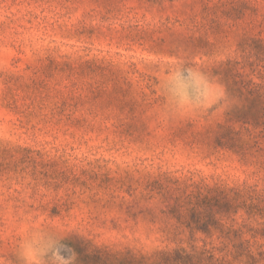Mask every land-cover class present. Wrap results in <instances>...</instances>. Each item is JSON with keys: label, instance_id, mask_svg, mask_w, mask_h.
Instances as JSON below:
<instances>
[{"label": "rangeland", "instance_id": "1", "mask_svg": "<svg viewBox=\"0 0 264 264\" xmlns=\"http://www.w3.org/2000/svg\"><path fill=\"white\" fill-rule=\"evenodd\" d=\"M177 63L229 107L162 118ZM29 224L78 264H264V0H0V264Z\"/></svg>", "mask_w": 264, "mask_h": 264}, {"label": "clouds", "instance_id": "2", "mask_svg": "<svg viewBox=\"0 0 264 264\" xmlns=\"http://www.w3.org/2000/svg\"><path fill=\"white\" fill-rule=\"evenodd\" d=\"M164 119L218 114L231 100L224 86L198 66H169L158 81ZM69 234L52 225L29 224L16 241L13 259L5 264H78L75 250L65 243Z\"/></svg>", "mask_w": 264, "mask_h": 264}]
</instances>
